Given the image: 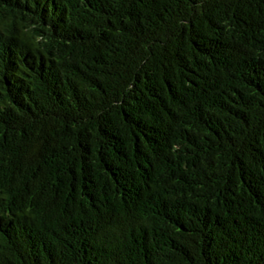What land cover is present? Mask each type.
Listing matches in <instances>:
<instances>
[{
    "label": "trees",
    "instance_id": "trees-1",
    "mask_svg": "<svg viewBox=\"0 0 264 264\" xmlns=\"http://www.w3.org/2000/svg\"><path fill=\"white\" fill-rule=\"evenodd\" d=\"M0 264H264V0H0Z\"/></svg>",
    "mask_w": 264,
    "mask_h": 264
}]
</instances>
